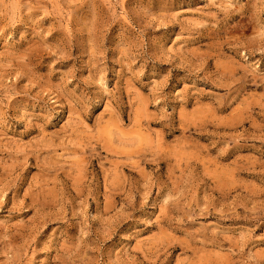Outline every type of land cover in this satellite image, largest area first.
I'll return each instance as SVG.
<instances>
[{"label": "rangeland", "instance_id": "1", "mask_svg": "<svg viewBox=\"0 0 264 264\" xmlns=\"http://www.w3.org/2000/svg\"><path fill=\"white\" fill-rule=\"evenodd\" d=\"M0 264H264V0H0Z\"/></svg>", "mask_w": 264, "mask_h": 264}]
</instances>
